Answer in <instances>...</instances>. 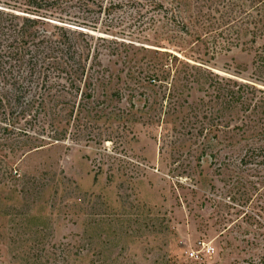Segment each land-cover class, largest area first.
I'll use <instances>...</instances> for the list:
<instances>
[{
  "label": "rangeland",
  "instance_id": "obj_1",
  "mask_svg": "<svg viewBox=\"0 0 264 264\" xmlns=\"http://www.w3.org/2000/svg\"><path fill=\"white\" fill-rule=\"evenodd\" d=\"M77 2L28 16L24 0H0V14L72 34L86 60L26 89L34 114L11 135L0 124V264H264L263 110L218 93L264 91V38L212 45V17L239 19L249 2Z\"/></svg>",
  "mask_w": 264,
  "mask_h": 264
},
{
  "label": "trees",
  "instance_id": "obj_2",
  "mask_svg": "<svg viewBox=\"0 0 264 264\" xmlns=\"http://www.w3.org/2000/svg\"><path fill=\"white\" fill-rule=\"evenodd\" d=\"M26 12L28 16H33L36 13L49 12L55 6H59L61 0H24ZM79 4V11L82 7L90 8V0H77ZM249 2L248 10H245V5H234L233 14H240L238 16H229L227 14H220L219 18L212 17V20L217 19L212 28V45H220L218 40L223 39L222 44H226L228 49H232L236 41L240 40V36L249 34L250 43L254 44L257 39L264 38V0H245ZM147 4L150 0H145ZM87 4V5H86ZM99 7L97 4L93 5ZM119 6V3H110L111 10ZM161 8L165 9L162 5ZM103 7V4H101ZM107 8V7H106ZM236 8L238 10H236ZM102 10V9H101ZM256 11L258 18V28H253L254 31H248V27L254 24L253 15L251 12ZM80 19V18H77ZM0 27L2 29V39H0V103L6 104L10 107L11 112L5 111V120L0 121V124L6 123L2 128L3 133L9 135L15 131L14 121L27 120L33 116V101L25 97L26 89H38L45 85V79L41 80V76L48 78V76H70L77 75L80 71L85 70L84 50L78 48L70 36L66 38L56 37V35L48 36L41 31V26L33 17L20 18L13 15L0 14ZM43 29V27H42ZM256 30V31H255ZM7 31V32H5ZM61 31L66 32L64 29ZM70 31L67 30V34ZM242 33H244L242 35ZM78 36H82L79 34ZM222 46V45H220ZM213 47V46H212ZM213 50L216 48L213 47ZM85 65V66H84ZM253 67L257 81L264 83V48L257 51ZM49 84V83H48ZM51 86L56 83L50 81ZM226 86L218 88L220 91L222 103L227 107L235 108L240 105H247L251 107L252 102L256 97H259V102L253 105L252 111L258 112L263 110L264 115V91H260L248 85H240L236 82H227ZM60 87V84L57 85ZM56 86V87H57ZM14 92L13 96L8 95ZM26 100V107L24 106ZM16 106L19 110H14ZM15 112V113H14ZM12 122V123H11ZM23 131H19L21 133ZM261 134L264 140V125L261 128ZM264 153L263 148H257L252 151V154ZM247 158V157H246ZM249 162V161H245Z\"/></svg>",
  "mask_w": 264,
  "mask_h": 264
},
{
  "label": "built area",
  "instance_id": "obj_3",
  "mask_svg": "<svg viewBox=\"0 0 264 264\" xmlns=\"http://www.w3.org/2000/svg\"><path fill=\"white\" fill-rule=\"evenodd\" d=\"M194 256H195L194 254H190V257H191V258H194Z\"/></svg>",
  "mask_w": 264,
  "mask_h": 264
}]
</instances>
